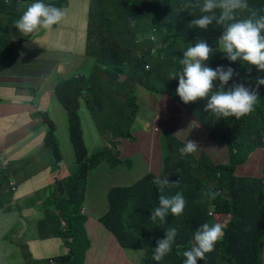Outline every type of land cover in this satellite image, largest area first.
Listing matches in <instances>:
<instances>
[{
	"label": "trees",
	"instance_id": "trees-1",
	"mask_svg": "<svg viewBox=\"0 0 264 264\" xmlns=\"http://www.w3.org/2000/svg\"><path fill=\"white\" fill-rule=\"evenodd\" d=\"M24 0H0V72L15 62V57L20 48V44L28 35H22L14 26L15 21L19 19L24 6H19V12L15 13L16 6ZM34 2V0H31ZM147 0H122L124 9L119 11L115 18H119L118 25L111 33L112 19L111 14H103L99 7L100 0H91V8L88 13L87 22V45L86 54L102 59L104 68H98L105 74L108 81L112 80L110 64L103 61L106 54H116L119 57L130 54L129 50L121 49L114 46L111 50L107 38L116 35L129 33L134 39H137L136 32L129 28L130 21H137L145 17H155V24L158 26L165 12L154 8L150 13L145 14L141 9H133V5L142 6ZM154 2V0H151ZM164 0H155L160 2ZM195 3V0H192ZM46 4L59 5L65 0H44ZM190 0H170V5L175 4L179 9L175 19L180 23L173 27L176 37L187 44L192 39L210 35L217 31L218 27L212 26L209 29L201 30L196 28L198 37H192L188 33L193 30L190 23H185L187 9L182 5ZM202 3V0H200ZM250 6L257 9H264V0H248ZM28 6V4H27ZM197 18L201 15L198 8ZM219 10H217V13ZM162 13V14H161ZM264 14V11L261 12ZM246 16L247 13L239 14ZM106 16V17H105ZM17 17V18H16ZM96 18L98 22L96 23ZM239 18V17H238ZM96 23V24H95ZM109 23V28H106ZM97 25V27H95ZM92 28L99 40V47L93 48L96 43V37L92 34ZM17 40L14 44L12 41ZM113 45V44H112ZM144 59V58H143ZM237 62L240 65H237ZM230 63V64H229ZM227 67H241V70L247 72L246 78L237 80L236 75L225 85V90L235 83H243L247 87H255L257 77H264V72L258 71L254 66L244 61L227 62ZM246 64V65H245ZM245 66V67H244ZM247 66V67H246ZM135 70L142 72L145 78L152 79L155 72L162 67L158 64L152 65L148 70L144 69V63L141 59H135ZM120 65L114 66L116 71L121 70ZM97 69L96 65L92 67V76L89 83L92 82L93 71ZM177 68L171 69V71ZM251 74V77H250ZM250 77V78H249ZM132 78V76H128ZM139 81V78H137ZM72 81H66L55 87L56 96L60 104L65 108L69 118V129L71 147L76 153L78 163L75 165L71 174L62 179L55 180L53 193L44 204V214L36 225L38 242L26 245V248L33 253L35 258L28 256L25 264H40L46 261L49 264L50 256L57 254L53 259L61 254H66L65 258L55 264H81L83 255L89 248V240L84 223L86 217L80 212L84 209L83 194L88 172L95 168L100 162H105L109 168L118 164H123L119 158L120 140L130 139L121 135L118 141H109L106 136L105 127L113 125V120L108 117L97 124L100 133L109 141L102 149L94 150L87 155L81 143V127L78 116V102L76 93L71 87ZM77 85V84H76ZM126 92L120 93L111 89L110 93L100 88L103 98L96 97L93 86L89 85L95 100H93L92 111L97 108L103 109L108 105L111 96H120L125 107L131 109V115L135 116L138 112L136 103L139 86L133 81ZM214 88L213 91L218 89ZM79 88V87H78ZM259 98L255 110L242 116L240 119L235 117L217 119L213 114L206 112V100L200 99L196 102H189V112L194 116L197 122L204 127L212 139L210 143L222 150L226 154V162L213 163L209 162L206 155L202 153V158H196L198 149L195 153L181 156L179 149L183 146L184 139L180 136L179 129L174 133L170 132L161 139L160 150L162 151V165L159 176H166L169 182L178 181V184L165 188L163 194L172 196L176 192H181L186 201V207L182 215L173 216L171 213L166 218L165 223L157 221L155 224L150 220L151 211L159 205V196L161 195L157 185L153 183L156 177L152 172L147 173L143 178L138 180L134 185L129 187H114L107 193V203L109 210L106 214L97 218V222L105 230L110 232L120 246L125 251H135L146 254L143 257V264H183L186 257L183 252L190 250L193 245V235L195 230L203 223H221L224 225V235L214 247V250L205 254L203 260L198 259L197 264H262V253L264 244V163L260 168L261 176L241 175L238 169L244 163L250 161L251 156L259 149L264 147V85L258 88ZM80 95V92H79ZM99 97V96H98ZM128 100L130 101L128 103ZM201 107L202 114L207 116L202 120L197 114L195 108ZM112 111V110H111ZM129 121V115L127 118ZM48 125V121H45ZM56 144V143H55ZM49 138L44 139V145L52 147L56 152V146ZM1 183L3 178L1 177ZM6 188V184H5ZM0 189H3L0 184ZM217 191L220 193L215 200L205 196L206 192ZM3 192V191H1ZM212 205L215 206L214 214L209 215ZM3 208L0 205V209ZM50 208H55L57 212ZM177 229L178 235L172 245L171 251L159 262L152 259L158 239L165 237L168 228ZM1 240L6 241L5 238ZM60 247L61 251L53 252V247ZM62 249L64 250L62 253ZM49 257V258H48ZM140 264V261H139Z\"/></svg>",
	"mask_w": 264,
	"mask_h": 264
},
{
	"label": "crops",
	"instance_id": "crops-1",
	"mask_svg": "<svg viewBox=\"0 0 264 264\" xmlns=\"http://www.w3.org/2000/svg\"><path fill=\"white\" fill-rule=\"evenodd\" d=\"M190 2L194 3L192 0ZM31 3H33L31 0L19 2L15 13L20 11L19 6H24L25 10L27 4ZM122 4V0H100L99 7L103 14H111V33H114L118 25L119 18L116 19L115 15L124 9ZM91 5V0H65L64 3L55 5L64 10L63 20L54 25L50 31L38 29L24 38L25 41L20 44L15 62L0 72V171L7 167L11 173H15L12 177L21 189L27 188L31 191L34 186H37L35 190H41L50 186L56 179L67 177L75 167L70 153L72 147L68 113L56 96V90L60 84L72 81V90L78 96L79 123L88 151L87 155H89L94 150L100 149L101 143H103L102 146L107 144L97 124L110 117L111 110L115 109L118 104L122 107L120 120L127 122L124 118L131 113V109L125 107L120 96H111L109 104L103 106V109L95 108L92 111V102L95 98L88 88L89 85L93 86L96 97L102 99L103 93L99 90V85L101 89L109 93L111 89L124 93L132 88L131 85L136 80L139 86L138 97L136 96L138 105L136 117L146 121L151 129L150 134L145 131V128L134 132L138 137L136 154L140 153L142 158L149 161L148 165H152L153 162L149 159V155L153 145H156L154 154L160 161V167L157 170L159 174L162 165L161 139L168 133L176 131L174 128H168L167 125L195 123L201 126L188 110L190 103H183L176 94L178 78L169 79V73L173 72L170 70L177 68L174 71H182L183 66L180 64V59L183 58V52L199 39L206 40L214 50L216 49L206 62L207 66L214 69L218 65L227 67L230 64H227L229 60L217 46V40L223 32L221 26L213 23L207 29L216 26L218 27L216 32L192 39L184 44L176 37L173 28L180 23V20L175 19L179 15L177 13L179 8L175 4L170 5V0L160 2L154 0L151 2V9L158 7L159 10L165 12L158 26L153 25L155 17H146L139 22L130 21L128 24L129 28L136 32L137 39L129 33L107 38L111 50L114 46H118L130 51V54L124 57L113 53L105 55L103 61L110 64L113 77L111 81H108L105 74L98 70L100 67L104 68L102 59L86 54V29ZM133 9L141 8L135 4ZM148 10L144 11L146 15ZM187 11L185 23H190L191 20L197 18L198 12L195 8H189ZM97 22L98 18H96ZM92 34L96 37V43L93 45L96 49L99 47V40L94 33V28H92ZM188 34L198 37L196 27L193 26V30ZM12 42L16 44L17 40L14 39ZM174 49L177 50L178 56L172 55ZM135 59H141L144 65H148V69L155 64L162 68L155 72L152 79L145 78L143 69L136 72ZM117 64L122 67L118 72L114 69ZM94 65L97 69L93 71L92 82L89 83ZM237 65L239 64L235 66ZM248 67V72L251 73L250 66ZM234 70L238 73L236 79L243 80L242 76L247 72L241 70V67H235ZM129 75L132 78H128ZM217 85H219L218 80L214 88H217ZM55 86H57L56 90H54ZM195 110L202 120L207 119V116L202 114L201 107H196ZM45 121L50 124L47 125ZM107 128L105 127V132ZM106 136L108 137L107 132ZM46 137L51 139L53 144L56 143L58 150L63 153L68 152L64 161L55 163L57 159L52 160L48 155L40 159L31 158L35 151H45L47 146L44 145V139ZM209 140L212 141L210 135ZM120 142L128 148V143H125L127 141L120 140ZM218 152L219 149L216 150V153ZM202 153L206 155L209 162H226L225 156L214 160L206 150L196 153L195 157L202 158ZM219 154L222 156V153ZM252 156L250 161L240 166L239 174L246 175L247 172H242V169L246 171L259 169L260 171L259 167L262 168L264 163V147H259ZM47 171L49 174L44 178ZM113 172L115 171H111L108 165L102 162L90 170L86 178L82 207L86 217L84 226L91 244L89 250L87 249L84 253V264H139V260L130 255L132 251H125L116 238L97 222V218L109 210L107 203L109 190L114 187H129V185L124 186L112 179ZM151 172L155 174L153 170ZM260 172H253L251 176H261ZM117 174L123 175L122 172ZM40 203L41 201L35 198L32 204L20 209L13 205H4L0 209V229L3 226H9L14 219L19 228L17 236L20 239H18L19 243H14L13 247L16 248L22 243L28 256H30L29 250L24 242L30 240L32 245L39 241L36 225L42 218L37 209ZM39 209H42V206ZM20 222L26 233L20 231ZM63 251L62 249V253Z\"/></svg>",
	"mask_w": 264,
	"mask_h": 264
},
{
	"label": "clouds",
	"instance_id": "clouds-1",
	"mask_svg": "<svg viewBox=\"0 0 264 264\" xmlns=\"http://www.w3.org/2000/svg\"><path fill=\"white\" fill-rule=\"evenodd\" d=\"M182 8L199 9L201 15L190 22V25L196 28L206 30L213 23L223 28L217 46L229 61H244L258 71L264 72V14H261L264 9L250 6L248 0H202V3L196 0L195 3L183 4ZM245 12L246 16L239 15ZM64 16L63 9L46 4L44 0H34L15 21L14 26L24 35L34 33L38 29L50 31L63 20ZM215 50L206 40H197L183 52V58L180 59L182 71L170 72L169 79L178 78L176 94L183 103L205 99L204 110L217 119L221 117L240 119L255 110L259 98L258 88L264 85V77L256 78L255 87L235 83L225 90V85L238 73L232 67L224 65H218L214 69L207 66L206 62ZM217 80L220 86L213 91ZM199 147L196 141L185 139L179 152L181 156H186L195 153ZM153 183L157 185L161 195L159 205L151 211L150 220L154 224L157 221L165 223L169 213L173 216L182 215L187 204L184 195L181 192H176L172 196L163 194L165 188L177 185L178 181L170 183L166 176L158 175L153 179ZM219 195L217 191L205 193L211 200H215ZM223 229L224 225L219 222L201 224L194 232L192 247L183 252V256L186 257L183 264H197L198 259L203 260L205 254L212 252L215 244L222 239ZM177 235L176 228H168L165 237L157 240L152 259L161 261L171 251Z\"/></svg>",
	"mask_w": 264,
	"mask_h": 264
},
{
	"label": "rangeland",
	"instance_id": "rangeland-1",
	"mask_svg": "<svg viewBox=\"0 0 264 264\" xmlns=\"http://www.w3.org/2000/svg\"><path fill=\"white\" fill-rule=\"evenodd\" d=\"M151 2H152L151 0H147L139 8H141L142 11L149 9L147 11V13H150V11L153 10V9H151V7H152ZM143 19H146V17ZM140 20H142V19H140ZM140 20H137V22H139ZM109 27H110L109 23H107L106 28H109ZM22 35H23V33H22ZM147 38H148V36H147ZM23 41H25V39ZM172 55L178 56L176 49H174L172 51ZM246 76H247V73H245L244 76H242V77L246 78ZM250 77H251V74H250ZM129 102L130 101L128 100V103ZM121 110H122V107L120 104H118L115 106V109H113L110 112V117L113 120L114 124L109 125V128L106 129V132H107L108 137L113 138V141H118V139L121 135L120 132L122 131L123 135L125 137H128L129 136V134L127 133V131H128L130 133V139H126V138L124 139L125 141H127L125 143H128V148H125V146L122 142H120L119 147H118L119 148V158H120V160L123 161V164H118L117 166L111 167L109 169H111V171H115V172H113L114 174H111L112 179H114L115 181H118L120 184H122L124 186H127V185L131 186V185H134V183H136L138 180L143 178L147 173H151V170H153L155 172L156 176H158L159 174H158L157 170L160 167V161H159L157 155L154 154V151L156 149V145H153V149L151 151V154L149 155V159H151L153 162L152 165H148L149 161L146 158H142V155L140 153L136 154V151L138 150V137L135 136L134 132L138 131L140 128H145V131L150 134L151 133L150 126L146 121L136 117V115L133 116V115L129 114V121L128 122H125L124 120H120V111ZM167 127L168 128H174L176 130L179 129L180 136L184 139V141H185V139L186 140L190 139V140L196 141L200 146L199 148L202 150H206L214 160L222 159L223 156L226 155V154L222 153V150L220 148H217L216 146H214L210 143L208 132L205 129H203L201 126H199L198 124H195V123L180 124V123H178V125H175V126L167 125ZM110 140L111 139L109 138V141ZM109 141H107L108 145H109ZM70 142H71V139H70ZM81 143H82V146H83L85 153L87 154L88 151L86 149V145H85V141H84V137H83L82 132H81ZM57 144H58V141H57ZM102 144L103 143H101V147H103ZM51 148L52 147H47L44 152L42 150H37L32 154L31 158L33 160L34 159H40V158H43L45 155H48L52 160L57 159V161H55V163H57V162L59 163L60 161L65 160L68 152L65 151L63 153L62 151L58 150V147H56V152H54ZM100 149H102V148H100ZM217 149H219L218 153H216ZM70 153L72 156L71 160H73L75 165H76L79 162L77 157H76V153L72 149L70 150ZM219 153H222V156ZM217 154H219V155H217ZM252 157L250 158V160L252 159ZM100 163H102V162H100ZM156 165H158L157 168H156ZM121 167H123V168H121ZM55 168L56 169L58 168L57 164L55 165ZM239 171H240V168L238 169V173H239ZM118 172H122L123 175H118L117 174ZM242 172H247L246 175H251L253 172L259 173L260 171H259V169H254L253 171H250V170L246 171L245 169L244 170L242 169ZM14 174L15 173H11L7 167H6V169L0 171V184L3 187V189H0V205H2V206L13 205L15 208L20 209L24 206L32 204L34 199L38 198L41 201L39 207L42 206V209H39V207H37V209L41 213V216H43V214H44L43 204L48 199H50L51 196L55 197L57 195V193H53V185H54L55 181L50 186L45 187L41 190L40 189L35 190L37 186H34L32 188L33 190L29 191L30 189H27V188L21 189V188H19V185L17 186L16 181L12 177V175H14ZM48 174H49V172L47 171L46 174L44 175V178H46V176ZM261 174H263V173H261ZM254 176H260V175H254ZM1 177L3 178L4 183H1ZM56 180H62V179H56ZM5 184H6V188H5ZM1 191H3V192H1ZM50 209H52V211H54V212H57V210L55 208L54 209L50 208ZM80 212L83 214L82 209H80ZM84 225H85V223H84ZM84 228H85V226H84ZM18 231H19V228L16 226L14 219L11 221L9 226H7V227L3 226L0 229V234L2 235V236L0 235V264H25L26 263V260L28 259V257H27V253L25 251L24 245L22 243H20V245H18L16 248L13 247L14 243H19L18 239H20V238L17 236ZM20 231L23 233H26V231L22 229V223L20 225ZM2 238H5L6 241L1 240ZM25 238L27 239V235H25ZM29 242H30V240L25 241L24 243H25V245H28ZM59 249H61V246L59 248L54 246L53 252L58 253ZM56 255L57 254H55V256ZM130 255L134 259L135 258L138 259L140 261V264H143V257L145 260L146 256H147L145 253L142 254V253H138L135 251L130 252ZM30 256L32 258H35L33 253H31V252H30ZM55 256L54 255L50 256V258H52V259H49V261L52 262V264L58 263L59 260L64 259L66 254H64V255L61 254L59 257L53 259V257H55ZM84 260L85 259H84V255H83V260H82L83 262L81 264H84ZM41 263L46 264V261H41Z\"/></svg>",
	"mask_w": 264,
	"mask_h": 264
},
{
	"label": "built area",
	"instance_id": "built-area-1",
	"mask_svg": "<svg viewBox=\"0 0 264 264\" xmlns=\"http://www.w3.org/2000/svg\"><path fill=\"white\" fill-rule=\"evenodd\" d=\"M144 69H145V70L148 69V65H144ZM55 87H56V86H55ZM54 89H55V88H54ZM214 208H215V206L212 205L211 209L209 210V215H213V214H214ZM41 264H43V263H41ZM49 264H52V262L49 261Z\"/></svg>",
	"mask_w": 264,
	"mask_h": 264
},
{
	"label": "water",
	"instance_id": "water-1",
	"mask_svg": "<svg viewBox=\"0 0 264 264\" xmlns=\"http://www.w3.org/2000/svg\"><path fill=\"white\" fill-rule=\"evenodd\" d=\"M262 264H264V244H263V253H262Z\"/></svg>",
	"mask_w": 264,
	"mask_h": 264
}]
</instances>
